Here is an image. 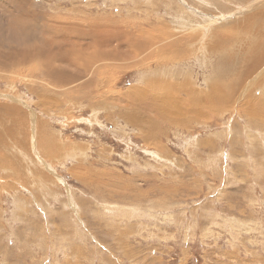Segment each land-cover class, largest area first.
Wrapping results in <instances>:
<instances>
[{"label":"rangeland","instance_id":"1","mask_svg":"<svg viewBox=\"0 0 264 264\" xmlns=\"http://www.w3.org/2000/svg\"><path fill=\"white\" fill-rule=\"evenodd\" d=\"M263 40L264 0H0V264H264Z\"/></svg>","mask_w":264,"mask_h":264},{"label":"bare ground","instance_id":"2","mask_svg":"<svg viewBox=\"0 0 264 264\" xmlns=\"http://www.w3.org/2000/svg\"><path fill=\"white\" fill-rule=\"evenodd\" d=\"M16 16V15H15ZM17 17V16H16ZM19 18H21V17H19ZM32 18V17H31ZM21 21H22V18L20 19ZM26 23V22H25ZM22 23H20V25H21ZM25 25H27V24H25ZM29 26V25H28ZM27 26V27H28ZM20 27V26H19ZM26 27V28H27ZM22 28V27H21ZM19 29V28H18ZM22 29H24V28H22ZM258 29V28H257ZM108 32V31H107ZM25 33V32H24ZM257 33V32H256ZM262 33V32H261ZM261 35V34H260ZM93 37V40H92V43L89 45V46H95L96 48L93 50L94 52L96 51V49H98V51H96L95 53H97L98 55H100L101 57H104L105 55H112L111 56V59H114V57L115 58H118L117 56H119L118 55V53L122 50V46L120 45L119 47H113V46H111V41L112 40H114V39H112V38H110V37H107V34L105 33V31L103 32V33H96V34H94V35H92ZM111 36V35H110ZM88 38H90V37H88ZM255 38V37H254ZM149 39V38H148ZM145 40H147V39H144V38H136V40H133V41H131L130 43H128L127 44V46H126V49H128L129 51H128V53H125V52H123V54L121 53V55H124V56H128V55H133L135 52V50H136V52H138L139 50L140 51H143V50H141V49H145L146 47H149V46H147V44L149 43V41H148V43H147V41H145ZM64 42L65 41H68V40H66V39H64L63 40ZM89 41V40H88ZM116 41V40H115ZM150 41H151V39H150ZM186 41H189V39H186V40H183L182 38H181V40L179 39V40H171V41H169L168 43H169V46L167 45V47H168V50H169V54H162V52H160V51H158L159 52V54H161L160 56V58L163 60V61H171L172 59H175V58H177V57H179L178 55L181 53V55H182V52L184 51H182V50H180L179 48V46H178V44L179 45H182V44H184V46L187 48V47H189V45L190 44H188L187 45V43L188 42H186ZM264 41V40H263ZM262 41V42H263ZM252 42V41H251ZM256 42V41H255ZM260 42H261V40H260ZM259 42V43H260ZM63 43V42H62ZM82 43H84V42H82ZM115 43V42H114ZM168 43H166V44H168ZM264 43V42H263ZM74 45V44H73ZM87 45V44H86ZM85 45V46H86ZM150 45V44H149ZM166 46V45H165ZM183 46V45H182ZM182 46H181V48H182ZM72 47V46H71ZM75 48V50H77L78 49V46H74ZM160 48H161V46H159ZM170 47V48H169ZM179 47V48H178ZM83 48V47H82ZM81 48V49H82ZM123 49H124V47H123ZM125 49V50H126ZM173 49V51H174V53L171 51ZM187 49H189V48H187ZM161 50V49H160ZM164 50V49H163ZM177 50V51H176ZM260 50V49H259ZM81 51V50H80ZM156 51V50H155ZM176 51V52H175ZM182 51V52H181ZM78 52H79V50H78ZM82 52H83V50H82ZM157 52V53H158ZM40 53V52H39ZM75 53H77V52H75ZM157 53H155V54H157ZM195 53V52H194ZM136 54V53H135ZM134 54V55H135ZM152 54V53H151ZM77 55V54H76ZM100 56H95V54H94V59L96 60L97 58H101ZM177 56V57H176ZM113 57V58H112ZM80 58V57H79ZM110 58V57H109ZM120 58V57H119ZM122 58V57H121ZM178 59V58H177ZM23 60H24V58H23ZM80 60V59H79ZM78 60V61H79ZM11 61V60H10ZM81 62H82V60H80ZM79 61V62H80ZM5 62V61H4ZM69 62H71V61H69ZM76 62V61H75ZM74 62V63H75ZM79 62H77L78 63V65L79 64H82V63H79ZM52 63H53V61H52ZM8 65V64H7ZM52 65V64H51ZM62 65V64H61ZM75 65V64H74ZM13 66V65H12ZM52 66H54V67H56L55 65H52ZM53 67V68H54ZM72 67H73V65H72ZM74 67H76V65L74 66ZM80 67V66H79ZM262 68V67H261ZM56 69H58V68H56ZM61 70H63L62 68H61ZM79 71V70H78ZM63 72H65L64 70H63ZM60 73V72H59ZM78 73V72H77ZM75 76V75H74ZM57 79V78H56ZM190 81V80H189ZM190 83V82H189ZM188 83V84H189ZM153 84H155V86H158V84H156V83H150L149 85H153ZM171 85V84H170ZM169 85V86H170ZM190 86H191V84H189ZM175 87V85L173 86V87H171L170 89H173ZM188 87V85H186V88ZM147 89V88H146ZM175 89V88H174ZM185 89V88H184ZM162 90H164V91H166V85L162 88ZM188 91V90H187ZM190 92H189V94L191 93V94H196L197 92L196 91H194L193 89H192V91L191 90H189ZM149 92V91H148ZM163 92V91H162ZM146 97V96H145ZM165 99V98H164ZM166 99H169V100H165L164 102H166V103H163V104H165V105H179V104H181V103H174V104H169L170 102H171V100H170V97L167 95V97H166ZM145 100V99H144ZM180 102L182 101V99H180L179 100ZM163 102V101H162ZM169 107V106H168Z\"/></svg>","mask_w":264,"mask_h":264}]
</instances>
